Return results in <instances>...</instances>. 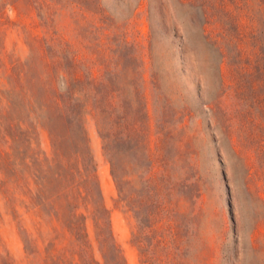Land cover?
I'll list each match as a JSON object with an SVG mask.
<instances>
[{"label":"rangeland","instance_id":"1","mask_svg":"<svg viewBox=\"0 0 264 264\" xmlns=\"http://www.w3.org/2000/svg\"><path fill=\"white\" fill-rule=\"evenodd\" d=\"M246 2L0 0V264H32L24 245V70L45 76L51 62L61 64V91L71 78L76 95L116 97L123 131L116 137L108 113L107 150L95 116L86 128L127 264H146L142 245L156 254L147 207L131 204L149 188L179 198L171 221L177 264H264V61H240L230 46L224 58L215 42L217 32L235 29L236 16L251 30ZM141 119L144 141L130 129ZM39 139L50 150L47 131ZM187 177L197 179L199 197Z\"/></svg>","mask_w":264,"mask_h":264},{"label":"trees","instance_id":"2","mask_svg":"<svg viewBox=\"0 0 264 264\" xmlns=\"http://www.w3.org/2000/svg\"><path fill=\"white\" fill-rule=\"evenodd\" d=\"M255 4L259 6L264 19V0L246 2L252 26L250 31L242 27L240 16H236L235 29L225 28L216 33L215 42L219 43L224 58L234 48L240 61L246 55L256 64L264 61V23H259ZM46 66L51 72L45 76L32 74L31 68L24 70L26 254L32 264H127L112 229L110 212L104 201L98 166L86 128L88 116H95L104 149L107 150L105 119L108 113L115 116L116 137L123 131L118 128L121 121L117 115L119 109L114 102L116 97L101 93L76 95L71 78L65 80L66 89L61 91V84L55 78L61 64L51 62ZM146 106L147 103L142 104L141 100L139 110H144ZM130 129L141 136L143 141L146 139L142 119L132 122ZM43 131H47L50 138V150L43 148L39 139ZM145 147L150 150L148 144ZM158 161L165 168L169 166V160L164 157ZM154 166L152 158L147 172L153 171ZM112 170L119 184L121 177L113 159ZM184 179L186 182L189 178ZM196 180L185 183L186 186H195L189 188L193 198L200 195ZM164 189L149 188L147 193L131 200L134 209L141 210L143 205L147 207L150 225L156 227V254L147 256L143 245L141 247L142 254L146 255L143 259L146 264L179 262L171 251L172 244L179 239L173 232L171 222L174 219L173 211L179 206V198L174 201L164 194ZM169 189L170 192L174 190ZM119 190L121 194L122 188Z\"/></svg>","mask_w":264,"mask_h":264}]
</instances>
